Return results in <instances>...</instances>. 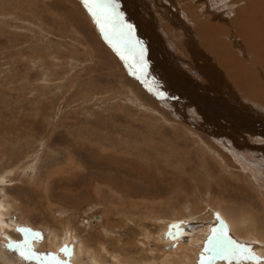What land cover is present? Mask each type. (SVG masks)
Masks as SVG:
<instances>
[{
    "label": "rangeland",
    "instance_id": "374dc122",
    "mask_svg": "<svg viewBox=\"0 0 264 264\" xmlns=\"http://www.w3.org/2000/svg\"><path fill=\"white\" fill-rule=\"evenodd\" d=\"M221 1L205 7L202 0H116V13L133 26L131 36L124 30L122 39L131 43L122 54L139 56L138 63L133 55L125 59L129 72L112 49L120 28L105 26L103 15L97 24L83 0H0V180L9 181L0 184V201L9 204L0 264H50L47 254L57 253L40 245H58L70 232L76 234L70 253L78 242L86 252L57 255L65 264H77L80 254L84 263L163 264L161 255L169 263L189 245L195 248V237L207 226L198 217L211 208L247 212L255 223L246 228L258 225L264 235V166L253 161H264V56L247 44L237 24L247 14L252 31L264 39V18L253 19L252 0ZM207 19L222 31L198 32L206 31ZM212 46L243 63L241 81L216 59L217 52L211 60ZM140 76L162 85L163 96L152 95ZM207 101L221 111L204 109ZM221 122L231 126L226 131L233 137L219 142ZM238 126L242 137L231 130ZM237 150L251 165L238 159ZM179 217L186 222L179 244L156 245L154 238ZM21 228L42 238L28 233V239ZM245 238L264 246L253 231ZM25 239L40 263L8 247L23 246ZM211 262L256 261L219 256Z\"/></svg>",
    "mask_w": 264,
    "mask_h": 264
},
{
    "label": "bare ground",
    "instance_id": "6f19581e",
    "mask_svg": "<svg viewBox=\"0 0 264 264\" xmlns=\"http://www.w3.org/2000/svg\"><path fill=\"white\" fill-rule=\"evenodd\" d=\"M173 1V0H172ZM202 1H204V3H200V4H204V6L205 7H210V5H212L213 3H216V2H218V1H221V0H202ZM229 1H231V0H229ZM237 1H239V0H237ZM242 1V0H241ZM170 2V1H169ZM222 3H224L223 2V0L221 1ZM236 2V1H235ZM249 2H250V0H249ZM252 3H251V10H253L254 11V16H253V19L254 20H257V18H258V16L260 15V14H262L261 15V18H259V19H262V18H264V0H256V2H254L253 3V0L251 1ZM188 3V2H187ZM193 3V2H192ZM227 3H228V1H227ZM241 2H239V4H240ZM248 3V2H247ZM171 4V3H170ZM196 5L198 4V3H195ZM226 4V3H225ZM244 4H245V2H244ZM243 4V5H244ZM229 6V5H228ZM239 6H241V5H239ZM232 7V6H231ZM242 7V8H241ZM241 7H239V8H241V9H243V8H245V7H243V6H241ZM246 7H247V5H246ZM205 9V8H204ZM218 9H219V7H218ZM118 10V9H117ZM225 10V9H224ZM247 10V9H246ZM250 10V9H249ZM250 10V11H251ZM242 11V10H241ZM118 12L119 13H121V11L120 10H118ZM213 12V11H212ZM217 12H218V10H217ZM232 12V11H231ZM233 13V12H232ZM212 14V13H211ZM246 14V13H245ZM258 16H257V15ZM242 15V14H241ZM247 15V14H246ZM246 15H243L242 17H240V15H239V17H240V19L237 21V24H238V27H239V31H241V33H240V35H242V38L244 39V40H246V42H247V44L250 46V44H252V45H254V47L253 48H256V46H258L260 49L258 50V51H256L259 55H262V56H264V39H262V38H260V37H258V36H256V34L252 31V29H253V27H254V25H253V23H252V17H250V16H246ZM123 16V15H122ZM219 17V16H218ZM230 17V16H229ZM99 18H102V17H99ZM124 18V17H123ZM215 18V17H214ZM219 18H221V17H219ZM218 18V19H219ZM226 18V17H225ZM231 18V17H230ZM234 18V17H233ZM227 19V18H226ZM208 20V19H207ZM216 20V19H215ZM221 20V19H220ZM106 22V21H105ZM219 22V21H218ZM218 22H216V23H218ZM232 22V21H231ZM260 22V21H259ZM262 22V21H261ZM258 23V22H257ZM219 24V23H218ZM221 24V23H220ZM140 25V24H139ZM224 25V24H223ZM260 25V24H259ZM136 26V25H135ZM228 26V25H227ZM233 26H234V28H233V31H235V29H236V22H235V19H234V22H233ZM101 27V26H100ZM199 27V26H198ZM206 31L204 30V29H200V30H198V32H200L201 34L203 33L204 35H207V34H212L213 32H215V31H222V28L221 27H219L218 25H216L214 22H212V20H208V24L206 25ZM230 28V27H229ZM144 29V27H142V28H140V30L141 31H143L144 33L146 32V30H143ZM114 30H115V28H114ZM113 30V31H114ZM258 31V30H257ZM260 31V30H259ZM237 33H238V31H237ZM264 33V32H263ZM233 34V33H232ZM230 35V34H229ZM128 36V35H127ZM131 36V35H130ZM201 36V35H200ZM218 36V35H217ZM234 36V35H233ZM213 36H211V38H212ZM232 37V36H231ZM230 37V38H231ZM122 38H124V36H121L120 35V31H116V33H115V37H114V35H113V40H114V42L116 43V45L118 46H113V45H111V43H110V45L111 46H113L114 48L115 47H117L116 49L117 50H120L121 52H125V51H123L124 50V46H126L125 45V42H127V41H125V39H122ZM138 38H139V36H138ZM208 38V37H207ZM235 38V37H234ZM233 38V39H234ZM227 39H228V37H227ZM226 39V40H227ZM140 40V39H139ZM145 40V39H144ZM219 40H221V39H219ZM231 40H232V38H231ZM125 41V42H124ZM148 41V40H147ZM228 41V40H227ZM240 41V40H239ZM238 41V42H239ZM252 41V42H251ZM140 42H142V41H140ZM232 42V41H231ZM147 42L146 41H144L143 42V45L144 44H146ZM141 44V43H140ZM151 44V43H150ZM142 45V44H141ZM207 45V44H206ZM246 46V45H245ZM135 47V46H134ZM247 47V46H246ZM251 47V46H250ZM119 48H122V49H119ZM133 47H131V49H132ZM143 48V47H142ZM148 49H149V47H147ZM212 48V50H214V51H210V53H211V60L213 59V57L215 56V52H217L218 53V56H217V58L216 59H218V61H222V63L224 62V64L226 65V67H227V70H230V68H232L234 71H233V73H234V77L237 79V80H239V81H241L242 80V78H243V76L244 75H246V72H243L244 71V67H243V63L242 62H240V61H238L237 59H233V60H228V57L231 55V54H229L228 53V51L227 52H222V51H216L215 50V48L212 46L211 47ZM248 48V47H247ZM127 49V48H126ZM135 49V48H134ZM151 49H152V47H151ZM129 50V49H128ZM138 50V49H137ZM136 51V50H135ZM138 51H136V53H133L132 55L134 56V59H135V57L137 56V58H139V56H138V53H137ZM146 53V52H145ZM131 54L129 55V56H126L125 55V57H126V60L127 61H129V59H130V57L132 56ZM122 56V55H121ZM132 56V57H133ZM146 56V55H145ZM246 56V55H245ZM244 56V57H245ZM247 57V56H246ZM125 59V58H124ZM141 59V58H140ZM245 59V58H244ZM143 60V59H142ZM254 60V59H253ZM126 61V62H127ZM137 60L135 59V61L134 62H136ZM164 61V60H163ZM163 61H162V63H163ZM257 61V60H256ZM143 62V61H142ZM260 62V61H259ZM264 62V61H263ZM137 63H138V61H137ZM144 63V62H143ZM140 64V63H139ZM139 64H137L136 65V71L139 73V72H141L142 70H139L138 69V65ZM159 64V63H158ZM212 64L213 65H215V61H212ZM130 65V64H129ZM161 65V64H160ZM254 65V64H253ZM245 66V65H244ZM130 67V70H131V66H129ZM216 67V66H215ZM140 68V67H139ZM219 68V67H218ZM221 68H223V67H221ZM129 69V68H128ZM141 69H143V68H141ZM211 69V68H210ZM149 70V69H148ZM226 70V71H227ZM261 70V69H260ZM263 70V69H262ZM261 70V71H262ZM153 72L154 71H151V73L153 74ZM156 72V71H155ZM251 72V71H250ZM260 72V71H259ZM263 72V71H262ZM168 73V72H167ZM142 74H144V73H142ZM141 74V75H142ZM146 74V73H145ZM151 74V76H153V80H155L154 79V76L155 75H152ZM157 74V73H156ZM171 74V73H170ZM171 76V75H170ZM136 78H137V76H136ZM155 78H157V77H155ZM174 79H176V78H174ZM173 79V80H174ZM139 80L144 84V86L146 87V89L149 91V92H151V94L152 95H154V96H156V97H158L156 94H154L153 92H156V91H158V92H160V89L163 91V89H165V88H163V86L161 85V84H159L158 83V85L160 86V87H154V85H152L151 83H148V81H147V79H145L144 77H142V76H140L139 77ZM172 79L170 80V81H173ZM151 81V80H150ZM152 82V81H151ZM161 82V81H160ZM174 83H177V82H179V81H173ZM253 83V82H252ZM178 85V84H177ZM253 87H255L254 85H251V88L249 89V92L250 93H253L254 92V89H253ZM252 89V90H251ZM189 93V92H188ZM256 94H257V92H255ZM255 94V96H257ZM171 95V94H170ZM173 96V95H172ZM164 97H166V98H168V99H171V98H169L168 96H164ZM260 97V96H259ZM180 99V98H179ZM174 100V99H173ZM214 100H219V104L220 105H222L224 108H226L227 106H229V108H232L231 107V105L230 104H228L227 102L228 101H226V100H223L222 98L220 99V98H214ZM180 101V100H179ZM234 101V100H233ZM260 102H262V100H260ZM201 104V103H200ZM166 106H170L169 105V103H167L166 102V104H165ZM203 105V104H202ZM206 108H204V109H209V107H211L210 109H212V110H218V111H221L220 110V108L219 107H215V108H212L213 107V104L212 103H210L209 101H207L206 102ZM216 106V105H215ZM173 107H176V106H174L173 105ZM173 107H170V108H172L173 109ZM187 107V106H186ZM185 107V108H186ZM202 108V107H201ZM228 108V107H227ZM238 111H240V112H243V111H241V110H238ZM199 112V111H198ZM192 113V112H191ZM190 113V114H191ZM200 113V112H199ZM220 113V112H219ZM189 114V113H188ZM214 114V113H213ZM215 114H216V112H215ZM192 115V114H191ZM193 115H195L194 113H193ZM192 115V116H193ZM198 115V114H197ZM200 115V114H199ZM202 115V114H201ZM200 115V116H201ZM219 115V114H218ZM217 115V116H218ZM188 117V116H187ZM194 117V116H193ZM216 117V116H215ZM196 118V117H195ZM218 118V117H217ZM190 120V119H189ZM196 120H198V119H196ZM260 120V119H259ZM200 121V120H199ZM205 121V120H204ZM213 121V120H212ZM195 122V121H194ZM225 124H227V125H225ZM225 124H223V122H221V125H220V127H221V130L224 132L223 134H218L217 135V137H219V138H217V140L219 141V142H221L222 141V139H223V137H226V138H230L232 135H230L229 134V132H227L226 131V126H228V129L231 127V126H229V124L228 123H225ZM217 126V125H216ZM210 127V126H209ZM220 127H219V129H220ZM242 126H238L237 128H235V127H233L234 129H232L231 128V130H234V132L235 133H233V134H240V130L242 131V128H241ZM246 128V127H245ZM202 129H204L205 131H207L205 128H202ZM250 129V128H249ZM220 130V131H221ZM218 131V130H217ZM248 131V130H247ZM210 133V132H209ZM251 133V132H250ZM211 134V133H210ZM221 135V136H220ZM242 134H240L239 136L240 137H242L241 136ZM244 135V134H243ZM249 135V134H248ZM260 135V134H259ZM235 136H238V135H235ZM233 137V136H232ZM249 137V136H248ZM225 138V139H226ZM254 138V137H253ZM235 139V141L236 142H238V140L236 139V138H234ZM243 139H244V137H243ZM250 139H251V137H250ZM246 141V140H245ZM257 141V140H256ZM260 141V140H259ZM251 142V141H250ZM236 144V143H235ZM248 144H249V142H248ZM247 144V145H248ZM232 148V147H231ZM248 149V148H247ZM246 151V150H245ZM254 152H255V150H254ZM235 154H236V156H238L239 158L238 159H243V160H245V161H247V162H249L248 160H246V158L244 157V152L242 151V150H237L236 152H235ZM247 154V153H246ZM246 156V155H245ZM249 157H252V156H249ZM255 160H253L254 161V164H255V166H256V168H261V166H264V161L262 160V159H258L257 157H253ZM252 158V159H253ZM241 162V161H240ZM250 163V162H249ZM246 164V163H245ZM248 164V163H247ZM250 165H251V163H250ZM250 167V166H249ZM254 172V171H253ZM6 173V172H5ZM7 174V173H6ZM8 174H10V172L8 173ZM262 176V175H261ZM8 176H4V177H2V179L0 180V184H3V183H9V181H7L6 180V178H7ZM262 177H264V176H262ZM5 178V179H4ZM258 178V177H257ZM259 179V178H258ZM257 180V179H256ZM260 181H261V179H259ZM263 180H264V178H263ZM257 182V181H256ZM262 182V181H261ZM11 184V183H10ZM1 187H2V185H1ZM5 191V190H4ZM1 192V191H0ZM6 198V197H5ZM263 201V200H262ZM259 202V201H258ZM260 203H261V201H260ZM262 203H264V202H262ZM9 205V204H8ZM8 205L7 204H5V202H3V201H0V239L2 240V238H5V236H4V230H5V228H7L6 226H8V224H6V222L4 221V219H3V215L5 214V210L6 209H8ZM220 207V206H219ZM221 208V207H220ZM211 209H214V211H208V212H205L203 215H201L200 217H198V218H200V220H202L203 222H205L204 224H203V226L205 225H207L204 229H202L201 230V232L200 233H198V235L195 237V239H194V246H195V248H189L190 247V245H189V247H188V249H185V251H181L180 252V254L179 255H172L171 256V258H172V260H171V262H169V263H167V261H164V260H167V259H164V260H161L162 258V256L163 255H161V257L159 258L160 259V261L161 262H163V264H165V262L167 263V264H200V258H201V256L203 255L206 259H207V257L208 256H210V255H212L211 253H204L203 252V249L206 247V246H209V245H207V240H208V238L210 237V236H212V234H213V229H217V230H219L220 228H221V222H218L217 221V219H216V215L215 214H219V216H220V218H221V221H222V224H223V228H224V231H226L227 233H228V235H230L235 241H237L239 244H243V245H247L248 247H250L252 250H253V254H254V256L257 258V260H255L256 262H252V263H250V264H264V246L262 245V242L263 241H256V240H253L252 238H245V236L247 235V233L248 232H251V231H253V232H255V234L256 235H259V236H261L263 239H264V235L263 234H261L260 233V231H259V229H258V225H256V227H253V229L251 230V229H249V228H246L247 227V225L248 224H252V223H255V221H254V219L249 215V214H247V212H242V211H238V212H240V213H237V214H235V212H233L232 214H226V213H224V212H226L223 208V212H222V210L220 209V210H217V209H215V208H211ZM219 209V208H218ZM234 209V208H233ZM241 209V208H240ZM236 212H237V209L235 210ZM227 213H229V211L227 212ZM182 218V219H181ZM181 222H183V223H181ZM257 222V221H256ZM185 220H183V217H179L178 219H174V220H172V221H170V222H168V224L165 226V231L161 234V236H156V237H158L157 239H155L154 238V240H156V241H158V244H156V245H158V246H160L161 244L159 243L161 240L163 241V243L165 244V245H169V244H173V245H177V244H179V242H178V238L177 237H179V236H181L183 233H181V231L184 229L183 228V226L185 225ZM174 224H180L181 225V229H171V232H172V234H173V236L175 237V238H172L170 235H169V232H170V225H174ZM246 228V229H245ZM21 229H24V228H21ZM24 233V232H23ZM145 234V233H144ZM33 235V234H32ZM146 235V234H145ZM148 235V234H147ZM25 236L28 238V237H31V236H29V234L28 233H25ZM148 236H150V235H148ZM2 237V238H1ZM33 237V236H32ZM31 237V238H32ZM6 239V238H5ZM29 239V238H28ZM75 239H76V234L74 233V232H70V233H68L67 235H66V240L64 241L63 240V242L60 240L59 241V244L58 245H56V243H53V245H52V240H50L49 241V245H47V244H42V245H40L41 246V250L43 249V250H48V249H50L51 251H54V252H56L57 253V255L59 256V258H65V252H62L61 251V249H63L65 246H67L68 248H70L71 247V245H72V243H74V241H75ZM147 239V238H146ZM151 238H149V240H150ZM38 240V239H37ZM36 240V241H37ZM148 240V241H149ZM152 240H153V237H152ZM251 240V241H250ZM40 241V240H39ZM144 241V240H143ZM65 242V243H64ZM151 242V241H150ZM259 243V244H256V243ZM147 243H149V242H147ZM34 244H35V242H34ZM76 244H77V242H76ZM80 244H82V243H80V242H78V245H74V249L73 248H71V249H73L72 251H71V254H74V253H78L79 251H81V253H85L86 252V249H84V245H82V246H79ZM160 244V245H159ZM264 244V243H263ZM38 245L39 244H37V247H38ZM161 247V246H160ZM83 248V249H82ZM35 249V248H34ZM82 249V250H81ZM166 249V248H165ZM167 250V249H166ZM94 252H95V250H93ZM40 252V251H39ZM90 252V251H89ZM92 252V251H91ZM176 252V251H175ZM186 252H188V254L190 255H187V254H185ZM70 254V255H71ZM88 254V256H92V255H94V253H92V254H90V253H87ZM98 254V253H97ZM171 254H172V251H171ZM192 254H194L195 256L193 257L192 256ZM57 255H56V257H57ZM86 255V254H85ZM102 255V254H101ZM82 256H83V254H80L79 256H78V258L75 256H71V257H73V258H71V260H72V263L73 262H75V260H76V258H77V264H95V262H89V263H84V261L82 260ZM168 255H166V257H167ZM1 257V256H0ZM5 257H6V255H5ZM37 257V256H36ZM217 257H219V256H216L215 257V259H217ZM7 258V257H6ZM38 258V260H40V261H38V263H40L41 262V260L42 259H40L39 257H37ZM58 258V259H59ZM2 259H3V256H2ZM100 259V258H99ZM215 259H212V260H215ZM4 260V259H3ZM5 260H9V259H5ZM103 260V259H102ZM211 260V261H212ZM0 261H1V259H0ZM60 261V260H59ZM95 261V260H94ZM210 261V264H214V262H211ZM63 262V261H62ZM100 262H101V260H100ZM100 262H98L97 261V264H103V263H100ZM108 262V261H107ZM14 263V262H13ZM4 264H5V262H4ZM9 264H12V263H9ZM42 264V263H41ZM65 264V263H64ZM123 264V263H122ZM125 264H130V263H125ZM135 264V263H134ZM160 264V263H159Z\"/></svg>",
    "mask_w": 264,
    "mask_h": 264
},
{
    "label": "snow or ice",
    "instance_id": "6c2138e0",
    "mask_svg": "<svg viewBox=\"0 0 264 264\" xmlns=\"http://www.w3.org/2000/svg\"><path fill=\"white\" fill-rule=\"evenodd\" d=\"M84 5L88 8V11L91 12L92 16L96 18L97 24L101 23L100 16L103 15L104 19L106 21L105 26H111L113 28H116L117 26L120 28V35L123 36L124 30H126L127 35L130 36L133 31V26L131 24H128L124 22L121 17L122 13L117 14L116 13V0H83ZM105 26H102L101 30H105ZM131 42H126V46L130 44ZM136 43H139L138 41ZM133 51L134 46H133ZM122 58L123 57L122 55ZM140 58L143 59V48L140 49ZM158 95L163 96V93H157ZM216 219L218 222H221V228L219 230L213 229V234L210 236L207 240V245L204 249V253H211L212 255L208 256L207 259L202 255L200 258V264H210V261L212 259H215L216 256H220L222 259H239L243 261H255L257 258L253 254V250L248 247L247 245L239 244L237 241H235L226 231H224L223 224L221 221V218L219 214H215ZM183 223V222H181ZM171 229H181L180 224H174L170 225V232L169 235L172 238H175L171 232ZM18 231L24 232V233H31L35 236H41L40 233H34L32 229H18ZM42 238V236H41ZM8 247L10 249L16 250L19 252V255L25 260V261H32L37 255H40L38 253H35L31 245L28 243V240L25 239L24 245L21 246L19 244L12 245L9 244ZM62 252L70 253V249L65 246L63 249H61ZM48 257L51 258L50 264H64V262L59 261L55 254L49 253L47 254Z\"/></svg>",
    "mask_w": 264,
    "mask_h": 264
},
{
    "label": "water",
    "instance_id": "95a60500",
    "mask_svg": "<svg viewBox=\"0 0 264 264\" xmlns=\"http://www.w3.org/2000/svg\"><path fill=\"white\" fill-rule=\"evenodd\" d=\"M95 19V18H94ZM112 47V46H111ZM112 49L114 50V52H116V54H118L119 55V57L121 58V60L123 61V63H124V65L126 66V69L129 71V72H131L130 71V65L126 62V60L124 59V58H122V56L121 55H123V57H125L124 55H125V53H123L122 54V52L120 51V50H117V49H115L114 47H112ZM129 68V69H128Z\"/></svg>",
    "mask_w": 264,
    "mask_h": 264
}]
</instances>
